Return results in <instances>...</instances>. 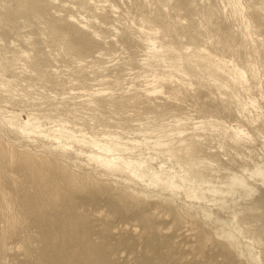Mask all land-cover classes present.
<instances>
[{
	"label": "rangeland",
	"instance_id": "rangeland-1",
	"mask_svg": "<svg viewBox=\"0 0 264 264\" xmlns=\"http://www.w3.org/2000/svg\"><path fill=\"white\" fill-rule=\"evenodd\" d=\"M0 264H264V0H0Z\"/></svg>",
	"mask_w": 264,
	"mask_h": 264
},
{
	"label": "bare ground",
	"instance_id": "bare-ground-1",
	"mask_svg": "<svg viewBox=\"0 0 264 264\" xmlns=\"http://www.w3.org/2000/svg\"><path fill=\"white\" fill-rule=\"evenodd\" d=\"M141 167V166H140ZM214 195V194H213ZM190 233V232H189Z\"/></svg>",
	"mask_w": 264,
	"mask_h": 264
}]
</instances>
